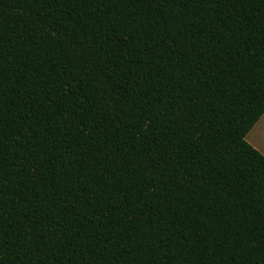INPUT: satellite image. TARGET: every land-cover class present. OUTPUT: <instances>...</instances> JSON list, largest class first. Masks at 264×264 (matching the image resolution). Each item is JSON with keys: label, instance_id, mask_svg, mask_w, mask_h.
<instances>
[{"label": "trees", "instance_id": "1", "mask_svg": "<svg viewBox=\"0 0 264 264\" xmlns=\"http://www.w3.org/2000/svg\"><path fill=\"white\" fill-rule=\"evenodd\" d=\"M264 0H0V264H264Z\"/></svg>", "mask_w": 264, "mask_h": 264}, {"label": "crops", "instance_id": "2", "mask_svg": "<svg viewBox=\"0 0 264 264\" xmlns=\"http://www.w3.org/2000/svg\"><path fill=\"white\" fill-rule=\"evenodd\" d=\"M245 141L264 156V113L246 134Z\"/></svg>", "mask_w": 264, "mask_h": 264}]
</instances>
